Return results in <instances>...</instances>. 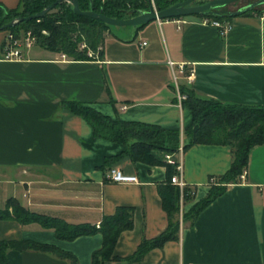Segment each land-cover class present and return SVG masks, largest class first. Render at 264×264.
<instances>
[{
    "label": "crops",
    "instance_id": "obj_1",
    "mask_svg": "<svg viewBox=\"0 0 264 264\" xmlns=\"http://www.w3.org/2000/svg\"><path fill=\"white\" fill-rule=\"evenodd\" d=\"M0 4L13 9L19 0ZM223 20L233 25L227 34L201 24L199 16L109 28L99 57L90 60L62 59L63 53L38 45L25 49L19 60H6L8 31H1L0 210L8 199H17L30 211L98 226L118 207H132L134 227L121 234L115 248L122 258L132 256L142 239L165 231L168 217L159 185L167 179V165L135 163L129 157L105 164L125 147L97 138L64 103L79 101L106 115L117 110L126 121L180 130L182 143L192 113L178 102L175 75L198 97L264 106V9L231 13ZM231 163L229 146L198 144L185 150L184 179L195 196L182 210L205 198L210 179L226 173ZM110 167L136 175L139 183L107 181ZM244 175L205 207L193 226L183 225L179 241L149 251L142 261L106 264H264V144L251 149ZM0 240L52 244L80 264H92L103 237L96 233L67 241L38 223L5 219L0 220ZM8 257L10 264H71L34 251L11 250Z\"/></svg>",
    "mask_w": 264,
    "mask_h": 264
},
{
    "label": "trees",
    "instance_id": "obj_2",
    "mask_svg": "<svg viewBox=\"0 0 264 264\" xmlns=\"http://www.w3.org/2000/svg\"><path fill=\"white\" fill-rule=\"evenodd\" d=\"M55 1L57 0H19L18 6L13 9L0 4V32H12L20 37L31 31L37 37L36 45L43 49L63 53L74 60L92 59L87 52L89 49L97 52L102 45L104 34L111 27L106 23L77 15L72 4H67L66 0L56 5L42 18L25 20L40 13ZM154 1L158 10L166 9L177 2V0ZM78 2L82 11H89L93 7L96 12L117 19L136 16L139 11H147L152 7L150 0H78ZM249 12L251 10L246 11ZM205 16L216 20L226 18L218 15ZM20 19L23 20L8 29H3L5 25ZM82 44L86 45L85 48H81ZM180 91L186 95L183 106L192 113V122L184 130V150L194 145L206 144L229 146L232 152L229 170L219 178H214L215 183L211 184L208 195L188 211H183L182 207L194 200L195 193H192V188L188 185L184 189L183 197L181 196L180 189L171 182L176 168L164 160L165 154L177 152L181 143L180 130L126 121L119 116L117 110L114 116L106 115L93 106L79 101L64 103L66 109L82 117L91 126L97 138L125 147L121 154L106 159L105 164L129 157L135 163L165 164L168 167L167 179L159 185L168 226L159 236L142 239L132 256L122 258L115 254L121 234L134 227L132 207H118L113 215L104 216L97 226L89 223H68L60 218L30 211L17 199H8L5 209L0 210V220L14 219L23 225L38 223L45 229L54 230L58 239L67 241L99 233L103 237V242L102 246L93 252L92 264L142 261L149 251L162 248L170 241H179L183 225L193 226L203 209L222 195L229 184L240 182V176L247 169L251 149L264 144V106L224 104L215 99L201 98L184 85L180 86ZM11 250L53 254L59 259L69 260L71 264H80L72 253L52 244L32 240H0V264H10L8 253Z\"/></svg>",
    "mask_w": 264,
    "mask_h": 264
},
{
    "label": "built area",
    "instance_id": "obj_3",
    "mask_svg": "<svg viewBox=\"0 0 264 264\" xmlns=\"http://www.w3.org/2000/svg\"><path fill=\"white\" fill-rule=\"evenodd\" d=\"M68 4H71L70 0H66ZM105 1V0H102ZM155 8V6H154ZM156 9V8H155ZM200 23L203 25H210L213 27L218 28L222 33L227 34L233 27L232 23L228 20H216L215 18L209 17V16H199ZM182 22H185L183 20ZM37 43V37L31 32H27L20 37H17L14 33L8 32L7 38L3 47V54L4 58L6 60H19L23 56V51L25 49H30L31 47L35 46ZM143 46L146 45V43L142 44ZM85 44L81 45V48H85ZM101 48L98 49L97 52H94L92 50H88V55L91 58H98L99 52ZM67 55L62 54V59H66ZM171 65L173 63L170 62ZM181 74L184 73V67H180ZM187 80L191 82L193 80V72L187 76ZM174 84L177 89L178 93V102L180 105L183 104V101L186 99V95H184L180 91V85L178 84V76H174ZM122 111L127 110V106H123L121 108ZM184 154L185 150L183 147V143L181 141L180 146L177 150V152L173 154H165L164 160L175 166L176 173L171 178L172 184L177 186L181 191V196L183 197L184 189L188 187V184L186 183L184 179ZM245 178L244 173L240 176V179L243 180ZM106 179L109 182L113 183H139V178L136 175H127L122 170H120L117 167H110L108 171L106 172ZM215 183V179H210L209 184ZM192 193L194 194V190L192 189ZM181 197V198H182Z\"/></svg>",
    "mask_w": 264,
    "mask_h": 264
},
{
    "label": "water",
    "instance_id": "obj_4",
    "mask_svg": "<svg viewBox=\"0 0 264 264\" xmlns=\"http://www.w3.org/2000/svg\"><path fill=\"white\" fill-rule=\"evenodd\" d=\"M196 0H184L180 2H176L170 7L158 10L155 9L153 6L150 7L147 11H139L138 15L126 18V19H117L112 18L109 16H106L102 13L96 12L93 7L89 11H82L78 0H71L73 9L77 15L90 17L96 20H100L104 23H106L109 26H132V27H139L142 25H145L147 23H150L152 21L156 20H168V19H176L181 18L185 16H205L208 15L210 12V9L212 6L215 5H225L229 4L238 0H212L204 5L200 6H189ZM63 2V0H57L54 3H52L49 7L41 11L40 13L25 18L26 21L32 20V19H39L45 16L49 11H51L56 5ZM264 4V0H258L255 3L251 4L246 10H252L257 5ZM246 10H240L233 14H239L243 13ZM20 20H14L11 23L5 25L3 29H8L14 25H16L18 22L22 21Z\"/></svg>",
    "mask_w": 264,
    "mask_h": 264
},
{
    "label": "flooded vegetation",
    "instance_id": "obj_5",
    "mask_svg": "<svg viewBox=\"0 0 264 264\" xmlns=\"http://www.w3.org/2000/svg\"><path fill=\"white\" fill-rule=\"evenodd\" d=\"M184 1V0H183ZM212 0H196L189 6H200L204 5ZM245 0H238L229 4L225 5H215L212 6L210 9V12L208 15H218L221 17H228L229 14L240 11V10H246L251 4L255 3L258 0H248L246 3H243ZM177 2H180L177 1ZM257 7V6H256ZM256 7H254L252 10H254ZM258 8V7H257ZM249 11V10H246Z\"/></svg>",
    "mask_w": 264,
    "mask_h": 264
},
{
    "label": "rangeland",
    "instance_id": "obj_6",
    "mask_svg": "<svg viewBox=\"0 0 264 264\" xmlns=\"http://www.w3.org/2000/svg\"><path fill=\"white\" fill-rule=\"evenodd\" d=\"M71 1V0H70ZM151 1V4H152V6L154 7L155 6V8L157 9V7H156V4H155V1L154 0H150ZM177 1H179V0H177ZM180 1H183V0H180ZM248 0H245L243 3H246ZM254 1V0H253ZM66 3H67V1H66ZM68 4V3H67ZM72 4V3H71ZM258 7V8H257ZM257 7L254 9V10H256V9H264V4H262V5H257ZM127 27H132V26H111L110 28L111 29H113V30H120V29H125V28H127Z\"/></svg>",
    "mask_w": 264,
    "mask_h": 264
}]
</instances>
